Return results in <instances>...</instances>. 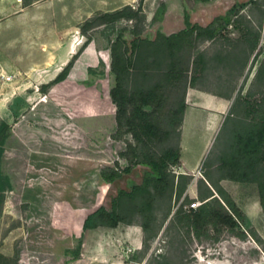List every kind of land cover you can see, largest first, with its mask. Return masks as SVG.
I'll return each instance as SVG.
<instances>
[{"label": "rangeland", "instance_id": "1", "mask_svg": "<svg viewBox=\"0 0 264 264\" xmlns=\"http://www.w3.org/2000/svg\"><path fill=\"white\" fill-rule=\"evenodd\" d=\"M125 5L140 12L133 19L91 27L75 39L79 48L84 43L96 48V67L105 73L97 77L96 87L79 86L72 93L76 87L66 83L37 103L23 100L24 92L33 93L35 85L26 87L22 78L19 95L13 99L10 81L0 77V122H9L11 127L0 162L4 173L0 181L5 186L0 264H264V207L257 184L219 181L223 172L218 168L236 132L254 128L264 117V78L255 75L263 57L258 49L250 50L245 40L259 37L263 45L264 0H0L4 72L14 70L9 64L14 51L23 52L33 39L65 40L66 30ZM185 16L192 24L214 22L217 28L215 38L197 43L204 63L195 83L220 94L233 90L231 109L193 175L184 172L188 184L185 178L175 177L173 192L156 195L146 215H128L130 224L83 231L87 214L99 206L109 209L119 190H130L157 175L149 164L130 160L127 145L137 142L129 133L117 131L109 96L114 83L109 46L120 35L129 44L137 35L154 38L157 32H177L185 28ZM128 80L131 86L132 78ZM183 93V84L170 90L166 108H177ZM160 120L171 132L169 139L138 144L140 152L152 153L156 159L164 148L176 145L179 116L163 113ZM204 122L201 116L186 130L183 156L190 162L203 151ZM116 167L119 178L112 183L102 179V168ZM126 167L130 171L124 172ZM167 169L176 176L183 172L180 165L168 164ZM206 178L219 182L244 216L235 228L209 230L195 237L184 213L215 193ZM141 223L148 228L143 230ZM78 239L82 245L75 258L65 250L75 249Z\"/></svg>", "mask_w": 264, "mask_h": 264}, {"label": "trees", "instance_id": "2", "mask_svg": "<svg viewBox=\"0 0 264 264\" xmlns=\"http://www.w3.org/2000/svg\"><path fill=\"white\" fill-rule=\"evenodd\" d=\"M138 12H140L139 8L130 5L101 12L85 20L79 25V30L85 35L91 27L120 19H133ZM225 19L228 21L227 17ZM216 34L217 28L214 22L206 26L192 24L185 16V28L177 32L168 35L157 32L154 38L137 35L129 44L127 39L120 35L111 43L109 72L114 77V83L109 89V96L115 106L117 131L129 133L137 142L127 145V150L131 152L130 160L135 164H149L157 175L144 179L141 184L130 190H119L111 199L109 209L99 206L87 214L82 222L83 231L97 227L114 228L119 223L130 224L128 215H146L156 195L166 191L173 192L175 177L185 178V184H188L186 177L188 175L180 173L176 176L175 172L167 169V165H180L178 139L179 126L185 109V91L188 85L196 84L195 75L203 70L204 63L203 55L197 52V43L200 40H211ZM245 40L250 50L258 49V54L263 56L255 75L256 77L262 75L261 77L264 78V45L260 44L259 37L253 39L246 37ZM86 45L84 43L79 48L54 79L41 86L42 92H46L47 88L67 77L74 61ZM87 71L89 75L98 78L105 75L104 70L97 67H89ZM128 77L132 78L131 86L128 85ZM181 84L184 86V93L180 105L177 108L167 109L170 90ZM163 113L179 116L177 142L174 146L164 148L160 157L156 159L152 153L140 152L138 144L162 143L169 139L171 132L160 120ZM10 136V125L1 121L0 162L4 146ZM122 155L126 156V153ZM218 168L223 172L219 181L228 179L236 182H255L258 187L259 203L264 207V117L254 128L244 133L236 132L230 150L220 156ZM128 171L130 168L126 167L124 172ZM3 174L0 168V177ZM100 176L112 183L121 176V173L118 167L102 168ZM206 179L217 195L210 194L207 200L202 199V203L196 208L189 207L184 213L186 223L195 237L207 235L209 230L219 232L223 227L235 228L244 216L219 182L214 184L209 178ZM177 186L178 181L176 188ZM4 192L5 186L0 181V213L4 203ZM180 193H183V189ZM140 226L143 230L148 228L146 223H141ZM81 245L82 242L78 239L77 247L68 248L65 252L78 258Z\"/></svg>", "mask_w": 264, "mask_h": 264}, {"label": "crops", "instance_id": "3", "mask_svg": "<svg viewBox=\"0 0 264 264\" xmlns=\"http://www.w3.org/2000/svg\"><path fill=\"white\" fill-rule=\"evenodd\" d=\"M66 33L67 39L65 40L45 41L43 39H33L30 41L31 45L26 46L23 52L21 51L20 53L18 50L14 51V54L9 59V64H11L13 67L12 70H14L10 74H7L11 76L9 84L13 88V92L11 93L13 99H16L18 97L16 95H19L17 89L19 84H21L20 80L22 78L24 79L23 84L26 87L29 85L36 86L33 93L24 92L23 100L29 102L36 100L37 103L38 101H43V99L47 98L60 85L66 83H70L76 87L72 89V93H75L74 89H78L79 86L87 89L96 87V82L100 78L97 79V77L89 75L87 71L89 67L95 68L98 63L94 57L96 48L89 43L74 61L67 77L47 88L46 92L41 91V86L54 79L79 50V42L77 41L80 33L79 25L75 29L66 30ZM55 36L56 34L51 37ZM262 43L264 45V29ZM57 48H59L58 51L56 50ZM102 59L104 60L103 57ZM0 74L6 75L1 61ZM252 77H254V74L251 76V79ZM233 96V90L227 94H220L213 90L200 87L197 84L187 86L184 97L185 109L179 126L178 145L180 149V166L183 171L180 173L187 172L193 175L194 171L201 164L202 157L205 156L203 155L204 150L210 147L213 137L218 133L221 124L231 109ZM36 105H32V111ZM201 116L205 118L204 125L207 137L204 141L203 151L197 153L194 161L190 162L183 156L185 133L188 125ZM6 123L9 124V122Z\"/></svg>", "mask_w": 264, "mask_h": 264}, {"label": "built area", "instance_id": "4", "mask_svg": "<svg viewBox=\"0 0 264 264\" xmlns=\"http://www.w3.org/2000/svg\"><path fill=\"white\" fill-rule=\"evenodd\" d=\"M0 77H2V79L5 80V81H9V80H11V76H10V75L0 74ZM198 205H199V204H198ZM198 205H197V206H198ZM197 206L192 205L191 207H192V208H196Z\"/></svg>", "mask_w": 264, "mask_h": 264}]
</instances>
